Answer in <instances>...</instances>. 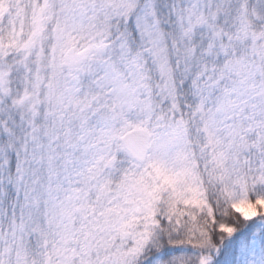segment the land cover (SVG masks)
I'll return each mask as SVG.
<instances>
[{"label": "snow or ice", "instance_id": "obj_1", "mask_svg": "<svg viewBox=\"0 0 264 264\" xmlns=\"http://www.w3.org/2000/svg\"><path fill=\"white\" fill-rule=\"evenodd\" d=\"M0 264H264V0H0Z\"/></svg>", "mask_w": 264, "mask_h": 264}]
</instances>
